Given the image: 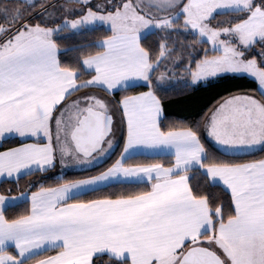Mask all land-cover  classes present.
I'll return each instance as SVG.
<instances>
[{
    "label": "snow or ice",
    "instance_id": "6c2138e0",
    "mask_svg": "<svg viewBox=\"0 0 264 264\" xmlns=\"http://www.w3.org/2000/svg\"><path fill=\"white\" fill-rule=\"evenodd\" d=\"M2 11L0 177L13 185L0 264H264V0H72L59 21L109 26L82 68L58 61L55 11ZM169 73L189 88L247 75L258 90L226 87L199 118L175 119ZM57 164L54 181L21 190Z\"/></svg>",
    "mask_w": 264,
    "mask_h": 264
},
{
    "label": "trees",
    "instance_id": "16d2710c",
    "mask_svg": "<svg viewBox=\"0 0 264 264\" xmlns=\"http://www.w3.org/2000/svg\"><path fill=\"white\" fill-rule=\"evenodd\" d=\"M52 0H34L33 3L36 5L43 4L46 6ZM3 3H10L16 5L28 6V2L24 0H0V5ZM50 6H47V8ZM37 8L36 10H38ZM35 10V11H36ZM32 8L29 9L27 15H31L33 12ZM43 11L34 14L30 17L32 21L43 20ZM3 14L0 12V18ZM66 29V31H65ZM105 34H110L108 32V27L104 25H95L91 27L81 28L80 30H70L67 28H61L54 32L53 38L62 44V47L58 48V61L62 66H74L79 64L81 67L82 56L81 53L87 52L90 49L98 48L99 46L96 42L104 37ZM153 35H159L158 32H154ZM172 34H170L171 36ZM185 39H191L190 34L181 33ZM66 46V47H65ZM177 48L179 45L177 44ZM256 54V53H253ZM82 68V67H81ZM179 77L180 75L177 74ZM184 79L187 77L181 76ZM188 82H182L178 80L176 84L172 86H163L161 89V94L165 96L164 105L166 112L170 114V117L175 119H191L193 117L199 118L206 112L215 102L225 94L224 89L227 87L228 91H235L236 89H241L245 91L258 90L257 82L247 76L242 75L238 79L230 80L226 83H221L214 87H186ZM229 85H234L235 87H229ZM9 146L13 141L8 142ZM255 155H260L256 153ZM53 169L48 173L34 172L31 175H25L20 177L21 190L26 189L30 182L38 184L41 180L52 182L59 175L53 173ZM70 176L81 175L82 173L76 171L71 173H65ZM201 179L194 175V180ZM13 185L12 179H5L0 181V191H3L5 187H11ZM132 185L127 182L114 184L110 187L113 189L127 188ZM138 186V185H137ZM32 190H35L34 188ZM28 204L26 201H18L17 206L8 209L10 214H17L21 212Z\"/></svg>",
    "mask_w": 264,
    "mask_h": 264
},
{
    "label": "rangeland",
    "instance_id": "374dc122",
    "mask_svg": "<svg viewBox=\"0 0 264 264\" xmlns=\"http://www.w3.org/2000/svg\"><path fill=\"white\" fill-rule=\"evenodd\" d=\"M72 2V0H55V1H51L49 2L46 6H44V11H43V20L46 19L45 17V12L47 11H55L57 13V16L56 17H53L52 19L55 21V22H58L61 24V28H67V29H70V30H80L81 28H85V27H91V26H88L90 25L89 22H83L81 25H77V26H72L68 21H59L58 17H59V14L63 11V5L65 3H70ZM97 2H99V0H90V6L91 5H94L96 4ZM103 2L105 3V5L107 6V0H103ZM145 2H147V0H145ZM9 5H13L15 7H23V8H27V12L29 11L30 7H27V6H23V5H16V4H10V3H3L0 5V12L5 15V13L2 11L6 6H9ZM47 6H50L47 8ZM27 12H26V15H27ZM41 12L39 9L36 10L35 12H33L31 15H29V18L34 15V14H37ZM79 14V13H77ZM97 24H105V22L101 21V20H97ZM95 26V25H94ZM169 76L171 77L167 83H165L163 86H172L174 84H176V82L178 80L182 81V82H188V79H184L182 78L181 76H175V77H172V74L169 73ZM59 169H61V167H58ZM68 172H65V173H71V172H76L75 170H69V169H64ZM54 171V169H53ZM55 175H60L61 173H59L57 170L53 172ZM64 173V174H65Z\"/></svg>",
    "mask_w": 264,
    "mask_h": 264
},
{
    "label": "crops",
    "instance_id": "0c3cea01",
    "mask_svg": "<svg viewBox=\"0 0 264 264\" xmlns=\"http://www.w3.org/2000/svg\"><path fill=\"white\" fill-rule=\"evenodd\" d=\"M24 1H26V2H28V0H24ZM34 1V0H33ZM53 1H55V0H53ZM89 24L90 25H88V26H94V25H98L97 24V20L96 21H91V22H89ZM99 25H104L105 27H109L106 23L105 24H99ZM56 32V31H55ZM102 39H100V40H98L97 42H96V44L99 46L100 45V41H101ZM58 52H59V50H58ZM81 67H84V65H83V63H82V60H81ZM250 77V76H249ZM257 87H258V83H257ZM58 167H60V165L59 164H57V167L54 169V171H58L59 173H61L62 172V169H59ZM63 172L65 173V172H68V171H66V170H63ZM5 179H11V178H5V177H0V181L1 180H5Z\"/></svg>",
    "mask_w": 264,
    "mask_h": 264
},
{
    "label": "clouds",
    "instance_id": "9594fccd",
    "mask_svg": "<svg viewBox=\"0 0 264 264\" xmlns=\"http://www.w3.org/2000/svg\"><path fill=\"white\" fill-rule=\"evenodd\" d=\"M87 53H85V55H86Z\"/></svg>",
    "mask_w": 264,
    "mask_h": 264
}]
</instances>
